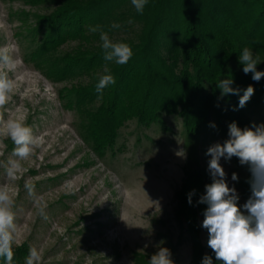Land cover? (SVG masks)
Returning <instances> with one entry per match:
<instances>
[{"label":"rangeland","instance_id":"rangeland-1","mask_svg":"<svg viewBox=\"0 0 264 264\" xmlns=\"http://www.w3.org/2000/svg\"><path fill=\"white\" fill-rule=\"evenodd\" d=\"M57 1L0 0V47L14 46L17 58V67L10 73L17 87L5 119L9 115L26 119L33 133L43 139L42 147L24 162V177L16 182L18 234L13 250L21 248L26 254L15 264H24L30 247L41 251L42 264H148L160 247L170 250L174 264H195L179 194L187 177L198 169L197 163L208 171L207 149L223 144L228 132L218 131L214 114L195 135L187 133L179 115L163 114L150 125L133 118L119 128L112 145L103 153L97 151L87 136L89 120L84 111L97 109L100 102L83 110L69 104L76 99L69 89L90 83V77L57 81L47 73L49 61L36 63L31 58L41 38L33 36V28L55 11ZM129 24L112 29L110 38L121 42L136 38L139 24ZM90 38L69 39L55 55L101 44L99 32ZM254 57L260 62L257 70L264 71V56ZM226 71L234 80L233 87L252 79L238 59ZM240 109L249 120L243 128L264 124V99L255 104L250 98ZM13 147L10 139L0 137V184L7 181L5 167L14 158ZM220 163L243 211L251 196L249 166L241 165L236 157L222 158ZM232 173L237 174V181L231 179ZM25 180L35 185V193L46 203L47 219L37 215L33 197L23 187ZM197 218L201 244L206 246L204 216L197 212Z\"/></svg>","mask_w":264,"mask_h":264},{"label":"trees","instance_id":"trees-1","mask_svg":"<svg viewBox=\"0 0 264 264\" xmlns=\"http://www.w3.org/2000/svg\"><path fill=\"white\" fill-rule=\"evenodd\" d=\"M128 21L139 24V31L136 38L122 41L133 50L127 64L106 62L101 44L55 55L69 39L90 41L95 34L89 31L91 27L100 25L110 32L112 23L128 27ZM32 32L41 38L31 58L36 63L49 61L46 68L50 77L57 81L90 77V83L69 89L76 95L74 103L69 104L83 110L100 102L97 109L84 111L89 120L87 136L99 152L112 145L119 128L133 118L150 125L163 114L179 115L191 135L209 122L211 114L217 117L221 133L228 132L232 122L241 129L249 122L238 108L239 96L221 98L216 84L230 76L224 70L238 59L244 47L264 56V0H148L142 14L131 0H58L55 11L42 18ZM105 65L116 83L98 94L95 85L106 74ZM249 85L255 89L252 103H260L264 99V78L243 81L234 88L241 89L243 95ZM197 164L198 169L187 177L179 194L181 213L193 240V262L202 264L207 249L214 264H220L200 240L197 212L203 214L207 205L198 201L212 177ZM193 190L189 204L188 195ZM13 251V264L26 254L21 248ZM0 263L5 264L3 257Z\"/></svg>","mask_w":264,"mask_h":264},{"label":"clouds","instance_id":"clouds-1","mask_svg":"<svg viewBox=\"0 0 264 264\" xmlns=\"http://www.w3.org/2000/svg\"><path fill=\"white\" fill-rule=\"evenodd\" d=\"M138 13H143L148 0H131ZM131 23V21H128ZM119 23H112L111 29H118ZM89 31L99 32L103 58L106 62L124 65L133 56L131 46L126 42L113 41L109 32L100 25L91 27ZM243 65L245 74L251 73L252 80L259 82L264 78V71H258L260 63L254 57L252 50L244 47L238 57ZM17 67V58L14 46L0 47V137L10 139L14 145L13 159H9L5 167L7 181L0 184V257L5 259V264H13V245L16 243L18 226L16 224V203L19 188L16 182L24 177L27 168L24 162L29 161L42 147L43 139L35 135L33 129L27 124L26 119L15 118L11 115L5 119L6 106L10 103L16 91V80L10 76ZM104 72L95 85V91L100 94L109 85H115L116 79L105 65ZM231 76L218 81L221 98L228 95L239 96L238 108H243L254 94V87L249 85L243 90L234 88ZM237 110V109H233ZM215 128V124H211ZM228 139L223 144L216 143L207 149L206 155L211 159L208 171L212 183L205 186V194L198 203L206 204L203 212L202 227L208 232L207 246L213 251L220 264H264V124L241 129L236 122L228 125ZM3 156V152H0ZM237 157L241 165H248L251 172V196L243 204V211L238 206L239 196L235 187H229L226 172L220 161L224 158L230 161ZM231 179L238 180L236 173ZM24 189L33 197V206L37 215L47 219V205L43 198L35 193V185L25 180ZM188 195V203H192V195ZM246 213V214H245ZM24 264H42L41 251L30 247ZM148 264H174L171 252L165 247H160L151 255ZM202 264H213L211 256L205 255Z\"/></svg>","mask_w":264,"mask_h":264}]
</instances>
